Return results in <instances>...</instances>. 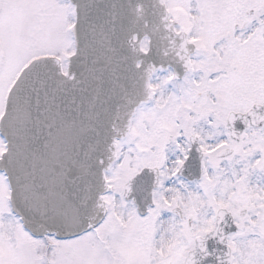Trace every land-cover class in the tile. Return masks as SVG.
Listing matches in <instances>:
<instances>
[{"label":"snow or ice","instance_id":"snow-or-ice-1","mask_svg":"<svg viewBox=\"0 0 264 264\" xmlns=\"http://www.w3.org/2000/svg\"><path fill=\"white\" fill-rule=\"evenodd\" d=\"M0 264H264V0H0Z\"/></svg>","mask_w":264,"mask_h":264}]
</instances>
